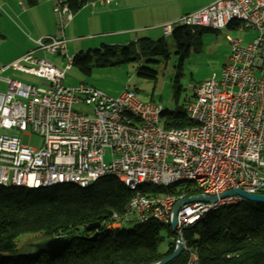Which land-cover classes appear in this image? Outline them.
<instances>
[{
  "label": "built area",
  "instance_id": "obj_1",
  "mask_svg": "<svg viewBox=\"0 0 264 264\" xmlns=\"http://www.w3.org/2000/svg\"><path fill=\"white\" fill-rule=\"evenodd\" d=\"M100 1L109 4L112 0ZM53 10L56 33L37 39L36 49L7 66L45 83L4 79L8 87L0 93V179L87 180L116 170L131 183L143 178L160 180L206 172L208 187L216 185V195L235 187L264 193V0H216L163 25L164 33L169 26L221 30L229 26L227 17L241 16L244 27L258 31L247 45L229 37L230 61L185 96L184 108L198 117L192 131H185V127H157L155 114L164 106L142 101L133 90L112 96L85 82L78 87L66 86L70 67L69 56L63 54L68 41L64 31L74 10L66 0H54ZM40 50L63 54L68 63L59 66L40 55ZM81 102L88 105V111L74 109V104ZM14 129L40 135L42 146L24 144ZM108 149L109 161L105 159ZM166 193H161L160 198H153L151 189L149 198H142L141 191L133 193L130 214L134 221L157 215L171 222L176 201L166 200ZM196 194L208 195V189ZM185 196L182 193L178 199ZM234 196L240 195L184 204L178 213V225L189 223L212 203ZM125 222L114 214L108 225ZM186 264H194L192 251Z\"/></svg>",
  "mask_w": 264,
  "mask_h": 264
},
{
  "label": "trees",
  "instance_id": "obj_2",
  "mask_svg": "<svg viewBox=\"0 0 264 264\" xmlns=\"http://www.w3.org/2000/svg\"><path fill=\"white\" fill-rule=\"evenodd\" d=\"M73 10L87 4V0H66ZM35 5L38 0H28ZM239 25L235 22L231 25ZM209 27L181 26L171 35L181 53L179 71L174 79L176 106L165 109V127L190 125L183 103L181 77L183 62L191 51V45ZM1 35V34H0ZM104 50L94 51L93 59L83 53L75 54L72 66H78L90 75L93 67L121 61H140L141 56L164 54L168 56L166 42L140 38L126 46L103 45ZM122 55L119 57V55ZM139 74L155 78L156 70L140 66ZM142 191L149 190L145 186ZM186 195L199 191L191 185L178 184L169 189H153L154 193H177ZM180 191V192H179ZM132 191L113 176L100 178L88 187L74 184L47 188L27 189L0 185V264H154L170 254L176 247L177 236L171 224L159 221L134 223L108 228L113 215L124 216ZM101 223L99 229L88 231L86 227ZM167 228L170 241L165 251L160 250L161 231ZM99 231V236L92 238ZM25 233L80 235L65 248L51 253L29 255L20 252L18 241ZM187 247L197 250L201 264H264V203L242 200L218 207L207 217L188 226L183 231ZM187 253L183 252L168 264H185Z\"/></svg>",
  "mask_w": 264,
  "mask_h": 264
},
{
  "label": "rangeland",
  "instance_id": "obj_3",
  "mask_svg": "<svg viewBox=\"0 0 264 264\" xmlns=\"http://www.w3.org/2000/svg\"><path fill=\"white\" fill-rule=\"evenodd\" d=\"M83 32H88V28H84ZM149 33L150 34L147 33L146 35L142 34L139 36V38L148 37L155 41L164 38L168 50L167 57L164 54L157 53L156 55H142L140 61L129 62L121 61L119 58H113L114 64L108 66L95 65L90 75L85 74L78 66L73 65L67 72L64 84L69 87H78L81 83L85 82L100 88L112 96H118L125 90L130 89L135 91L142 101H155L161 103L165 109L174 108L176 106L173 96L174 79L179 71L181 53H179V49L175 45L172 36H165L162 29H158L157 31ZM66 34H68V31ZM227 35H230L232 38L239 39L242 45H247L257 37L258 32L253 28H242L241 30L223 29L204 31L202 35L199 36L198 40L192 43L191 51L183 62L180 103H183L185 96L192 92L194 86L197 83L209 79L214 73H219L222 67L230 61L229 57L231 54V44ZM82 38L86 39L85 43H94V40L88 39V35H85ZM110 40L115 41L111 45L122 47L134 42L135 36L131 38L125 37L119 39L118 37L108 38V41ZM77 41H79L80 44V40H70L67 48L64 49L63 54H68L72 57L74 52L83 53L86 56L94 59L96 57L94 53L96 49L101 48L104 50V47L101 45V43L91 46L90 49L85 47V50H81L80 47H78ZM63 54H49L47 57L53 63L62 66L68 63L67 58ZM121 56L122 55L120 54L119 57ZM140 66H146L147 68L156 70V77L150 78L140 75L139 72L143 71L139 69ZM18 78L26 83H33L36 85L41 84L39 83L41 80L35 76L19 74ZM6 90L7 88H4L3 91L0 90V93L6 92ZM74 109L79 111H88L89 107L85 102H81L75 103ZM14 132L21 136L23 143L26 145L40 148L43 144L42 137L36 133L30 132V134H23V131L17 129H14ZM105 159L107 161L110 160V149L107 150ZM177 192L178 191H175L170 194H177L178 196L182 193L186 194V190H183L182 192L179 191L180 193ZM178 200L179 199H177V201ZM205 217H207V215H205L203 218ZM123 220L126 221L124 224L125 227L132 228L135 226L134 215L132 214L125 215ZM160 234L162 236L160 250L165 251L168 247V242L171 240L167 228H163ZM45 236L49 235H43L42 233H25L24 235H21L18 241L19 251L23 253L28 252L30 249L29 244L33 240ZM176 236L177 239H180L178 232L176 233ZM191 251H193L191 248L184 249L183 251L187 253L185 264L187 263L189 253H191ZM195 251L197 253V250Z\"/></svg>",
  "mask_w": 264,
  "mask_h": 264
},
{
  "label": "crops",
  "instance_id": "obj_4",
  "mask_svg": "<svg viewBox=\"0 0 264 264\" xmlns=\"http://www.w3.org/2000/svg\"><path fill=\"white\" fill-rule=\"evenodd\" d=\"M87 1L85 6L74 10L73 19L65 27L64 34L68 39L66 48L70 40H80V44L77 41L78 47L85 50V47L90 49L99 43L102 46L111 45L115 41H108V38L112 37L119 39L135 36L137 40L142 34H150L149 32L158 29H162L165 35L164 24L216 0H112L109 4L100 0ZM90 1H95L96 4L93 5ZM53 8L54 0H38L35 5L29 4L28 0H0V90L8 87L4 80L7 77L19 79V74L34 76L7 66L28 51L36 49L37 39L56 33L57 19ZM86 27L88 32L84 33L83 29ZM242 28L247 27L237 24L224 29ZM67 31L69 36L66 34ZM85 35L89 36V40H94V43H85L86 39L82 38ZM227 36L232 38L230 35ZM38 53L48 59L49 54L42 50ZM75 54L77 53L74 52L72 56ZM40 80L39 83H45Z\"/></svg>",
  "mask_w": 264,
  "mask_h": 264
},
{
  "label": "bare ground",
  "instance_id": "obj_5",
  "mask_svg": "<svg viewBox=\"0 0 264 264\" xmlns=\"http://www.w3.org/2000/svg\"><path fill=\"white\" fill-rule=\"evenodd\" d=\"M238 22L242 24V17L241 16H230L227 17V24ZM181 26H169L167 30H165V35L169 36L173 34L177 28ZM74 56H69V67L71 69L72 61ZM186 113L188 115V119L190 122V125L188 126H182L185 127V131H192V125H198V117L195 115L194 111L185 109ZM165 111L164 107H161V109H158V111L155 114V124L157 127H161L162 129H172V127H165V121L163 117V113ZM182 127H174V128H182ZM106 176H113L123 182L131 191L132 196L128 202L127 206V214L131 213V203L133 201V193L141 191V197L142 198H149V190L142 191L141 188L143 186L146 187V189L152 190V197L153 198H160L161 193H154L153 189L160 188V189H169L170 187L174 185H191L193 188L199 189V191H205L208 189V195L214 196L216 195V185H209L208 187V181L206 179V172H190L189 175H181V176H175V177H167V178H160L158 179H152V178H143L140 180H133L131 183L127 182V177H124L121 172H118L116 170H107L105 172H102L98 175H94V177L89 178L87 180L83 178H77V177H54L52 180H38V181H5L0 179V185L1 186H15V187H23L28 189H35V188H47V187H54L59 185H66V184H74L78 185L80 187H88L95 182H97L100 178L106 177ZM185 194V193H183ZM186 195V194H185ZM179 196L177 194H170V192L166 193V200L168 201H177ZM242 200H245L241 196H234V198H227L222 199V202L219 203H212L211 208H208L204 211H201L200 213H197L194 218L189 220V223H183L177 225V232L183 233V231L190 225L194 224L196 221L203 218L205 215H208L212 211L216 210L218 207L225 205V204H233L238 203ZM125 216V215H124ZM124 216H119L116 214V219H123ZM151 221H159L165 224H171V222H167L166 220L160 219L157 215H150L142 220L135 221L134 223H140V224H146ZM122 225H108V228H117L122 227ZM180 239L184 243V247H187L186 242L184 241L183 234H179ZM192 257H193V263L194 264H201L198 254L194 249H192Z\"/></svg>",
  "mask_w": 264,
  "mask_h": 264
},
{
  "label": "water",
  "instance_id": "obj_6",
  "mask_svg": "<svg viewBox=\"0 0 264 264\" xmlns=\"http://www.w3.org/2000/svg\"><path fill=\"white\" fill-rule=\"evenodd\" d=\"M240 195L246 201L255 202V203H264V193H250L246 192L241 188L235 187L228 189L219 195L208 196L204 194L190 195L183 198H180L174 205L172 209V219L171 226L174 233H177L178 225V213L181 210L182 206L186 203L196 202V201H207V202H216L219 198H225L228 196ZM101 223H93L86 227L88 231L93 229H99ZM99 236V231L94 234L92 238ZM81 236L74 233L62 234V235H49L33 240L29 244V255H39L42 253H51L57 250L65 248L69 243H71L75 238H80ZM184 243L181 239H177V244L175 249L168 255L161 258L159 261L154 264H167L176 257H178L184 251Z\"/></svg>",
  "mask_w": 264,
  "mask_h": 264
}]
</instances>
